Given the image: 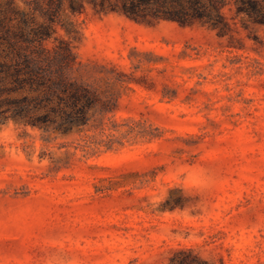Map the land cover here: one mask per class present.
I'll return each instance as SVG.
<instances>
[{
  "label": "rangeland",
  "instance_id": "obj_1",
  "mask_svg": "<svg viewBox=\"0 0 264 264\" xmlns=\"http://www.w3.org/2000/svg\"><path fill=\"white\" fill-rule=\"evenodd\" d=\"M254 3L125 0L126 16L117 0H62L37 14L49 34L28 39L89 97L17 88L0 68V264H151L164 243L264 253ZM9 50L0 36V65Z\"/></svg>",
  "mask_w": 264,
  "mask_h": 264
},
{
  "label": "trees",
  "instance_id": "obj_2",
  "mask_svg": "<svg viewBox=\"0 0 264 264\" xmlns=\"http://www.w3.org/2000/svg\"><path fill=\"white\" fill-rule=\"evenodd\" d=\"M26 9H21L16 5V0L0 1V36L6 39L10 45V50L5 52V61L0 65L5 76L9 77L15 86L25 83L45 84L47 83V97L49 95L69 96L77 104L83 95L89 97L86 88L75 81H71L59 65L51 68V56L40 40L39 45H32L29 36L48 35L46 25L37 23V14L47 16L50 19L57 17L62 0H22ZM121 5V10L125 15L132 14L133 7L124 4L125 0H117ZM254 3L255 11V33L261 32L264 23V8ZM133 6V5H132ZM16 16L20 22L16 29L9 25L6 18ZM21 38V41H13L12 37ZM84 113V109L82 111ZM72 121H78L74 118ZM75 123V122H74ZM78 123V122H76ZM248 240H245L237 248V251L225 253L222 246L192 243H164L154 250H151L154 258L151 264H238L236 256L246 257L250 260L243 264H264V253L256 252L252 247H245ZM257 256L255 259L254 257ZM137 262H135L136 264ZM147 264V263H142Z\"/></svg>",
  "mask_w": 264,
  "mask_h": 264
}]
</instances>
